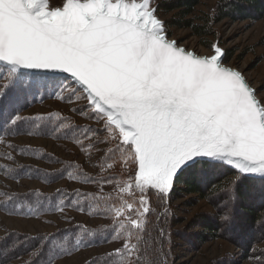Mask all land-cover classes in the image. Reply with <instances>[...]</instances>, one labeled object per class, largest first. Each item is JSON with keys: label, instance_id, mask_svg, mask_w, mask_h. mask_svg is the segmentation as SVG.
Here are the masks:
<instances>
[{"label": "snow or ice", "instance_id": "6c2138e0", "mask_svg": "<svg viewBox=\"0 0 264 264\" xmlns=\"http://www.w3.org/2000/svg\"><path fill=\"white\" fill-rule=\"evenodd\" d=\"M157 10L154 0H0V100L40 81L56 83L103 121V129L88 131H104L106 140L117 142L108 151L120 155L108 168L130 167L126 178L120 173L99 181L116 185L102 197L113 239L126 225L141 230L151 211L147 194L167 197L182 177L235 171L227 190L233 205L245 180L259 181L264 191V98L223 62L218 41L210 54L189 50L169 38ZM27 119L18 112L9 116L0 142ZM5 195L7 208L15 197ZM72 204L83 210L73 200L61 201L57 210ZM220 219L229 228L237 224L235 211ZM124 234L123 251L139 260L140 236ZM134 235L137 243L131 242ZM54 238L41 237L34 255H43Z\"/></svg>", "mask_w": 264, "mask_h": 264}, {"label": "trees", "instance_id": "16d2710c", "mask_svg": "<svg viewBox=\"0 0 264 264\" xmlns=\"http://www.w3.org/2000/svg\"><path fill=\"white\" fill-rule=\"evenodd\" d=\"M201 2L202 0H161L157 4L158 15L176 12L165 21L170 37L171 28L189 29L204 46L211 47L209 39L218 37L216 25L219 22L225 19L257 21L264 18V0H219L211 12L196 14ZM232 55V51L228 50L224 62H229ZM51 99H58L68 109L41 115L28 112L35 105ZM86 103L82 98L70 97L68 92H59L56 83L52 81H40L27 91H15L0 100V129L6 127L5 121L16 112L21 117L30 118L11 129L14 134L3 136L4 142H0V165L8 168L0 167V177L14 182L32 180L45 186L67 183L53 190L40 187L7 190L3 188L4 183L0 178V214L44 220L54 225L55 222L50 217L60 215L66 222L61 226L56 225L53 231L34 234L9 229L1 224L0 228L4 232L0 234V264H27L29 261L34 264H51L53 259L54 264H57L61 259L83 249L115 242L121 243L118 248L122 250L120 255L108 256L115 250L105 251L92 255L81 264H183V250L198 252L205 244L221 239L234 244L236 252L210 259L206 264H242L244 261L264 264V191L261 190L259 181L245 180L239 190V199L233 205L227 190L230 188L229 181L234 179L236 173L228 169L211 172L203 179L182 177L167 197L156 192L148 193L151 211L144 218L143 228L136 230L125 226L126 231L138 234L141 238L140 252L137 254L139 260L135 256L129 258L123 251V244L128 239L124 234L125 230H121L119 238H112L113 219L105 211L107 203L102 198L104 194L113 193L116 185L99 181L102 177H117L120 173L126 178L131 170L130 167L123 166L108 168L113 159L120 155L108 151L109 148L114 149L117 142L106 140L107 133L104 131L94 134L88 131L89 126L92 130L103 129L104 123L92 116L85 107ZM38 117L45 119H33ZM20 136L53 139L62 147L73 144L81 152H72L73 157L66 158L43 146L11 141ZM8 144L18 147H9ZM67 149L71 151L70 148ZM5 153H10L13 159H9ZM79 154L91 158L96 155L93 163L96 172L87 169L79 160ZM15 155L35 159L45 165L19 161ZM21 165L31 167L22 168ZM89 178H95V181L88 182ZM58 189L63 191L58 194ZM6 193L15 197L7 204V208L3 206V202L7 200ZM78 193H95L97 196L85 199ZM179 199L184 201L178 204ZM69 200L79 201L83 210H78L75 204L57 210L61 201ZM201 200L206 201L212 210L196 212L191 218L183 215V212H187L184 206L198 205ZM225 211L236 212L235 227L229 228L221 221L220 217ZM75 215L102 221L89 224L78 220ZM104 226L108 227L107 231ZM53 234L55 238L50 247L45 248L43 255L35 256V251L42 245L40 238H48ZM131 242L137 243L135 235Z\"/></svg>", "mask_w": 264, "mask_h": 264}, {"label": "rangeland", "instance_id": "374dc122", "mask_svg": "<svg viewBox=\"0 0 264 264\" xmlns=\"http://www.w3.org/2000/svg\"><path fill=\"white\" fill-rule=\"evenodd\" d=\"M160 1L161 0H154V6H157ZM218 1L219 0H202V2L197 7L196 14L211 12ZM175 13L176 12H171L158 16L165 22L168 18L174 16ZM216 28L218 31V37L209 39L211 40V45L218 41L219 46L224 49V58L228 50L232 51L233 55L231 60L229 62H224L223 58V62L226 65L241 71L247 78L249 84L257 90L258 96L264 98V18L257 21H232L230 19H225L219 22L216 25ZM170 30L172 31V34L171 37L169 36V38L176 40L189 50H195L199 54L211 53V47L204 46L199 38L192 34L191 30L180 29L176 27L171 28ZM167 31L169 32V30ZM67 109L68 107L62 102L58 101V99H51L44 101L41 104L35 105L28 112L41 115L52 114L56 111ZM11 141L35 146H43L49 151L66 158L73 157L72 152H81L73 144H65V147H62L59 142L43 137L20 136L12 138ZM0 148H2L1 145ZM67 148H70L71 151H68ZM15 157L19 161L45 165L43 162L37 161L35 159L25 158L17 155H15ZM96 158V155L91 158L83 154H79V160L85 164L89 171L92 172H96L95 168L93 167V163ZM0 178L4 183V185H2L3 188L7 190L10 188L22 190L26 187H40L44 190H53L60 185L67 184L66 182H62L53 186H45L40 182L32 180L14 182L6 180L2 177ZM183 201L184 199H179L177 203L181 204ZM184 208L187 210V212H183V215L187 218H191L196 212L199 211L212 210V207L204 200H201L198 205L192 207L184 206ZM75 216L78 220L85 221L89 224H95L102 221L99 219H90L86 216ZM50 218L51 220H54L55 225L45 222L44 220L28 219L0 214V225L5 224V226H7L9 229H16L18 231L34 234L43 231H53L56 225L61 226L66 223L60 215L51 216ZM2 230L3 229L0 228V234L4 232V230ZM120 246L121 243L115 242L100 247L83 249L74 255L61 259L57 264H81L94 254L116 250ZM235 252L236 247L234 244L221 239L205 244L198 252L183 250L181 261L183 264H206L210 259L224 256L226 253L234 254ZM242 264H250V262L244 261Z\"/></svg>", "mask_w": 264, "mask_h": 264}, {"label": "water", "instance_id": "95a60500", "mask_svg": "<svg viewBox=\"0 0 264 264\" xmlns=\"http://www.w3.org/2000/svg\"><path fill=\"white\" fill-rule=\"evenodd\" d=\"M157 14V13H156ZM157 16H158V14H157ZM159 17V16H158ZM160 18V17H159ZM161 19V18H160ZM162 20V19H161ZM171 39V38H170ZM228 66V65H227Z\"/></svg>", "mask_w": 264, "mask_h": 264}]
</instances>
